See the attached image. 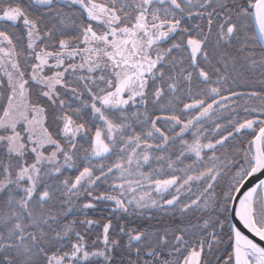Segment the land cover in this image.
Returning a JSON list of instances; mask_svg holds the SVG:
<instances>
[{"label": "snow or ice", "instance_id": "snow-or-ice-1", "mask_svg": "<svg viewBox=\"0 0 264 264\" xmlns=\"http://www.w3.org/2000/svg\"><path fill=\"white\" fill-rule=\"evenodd\" d=\"M0 264H264V0H0Z\"/></svg>", "mask_w": 264, "mask_h": 264}]
</instances>
